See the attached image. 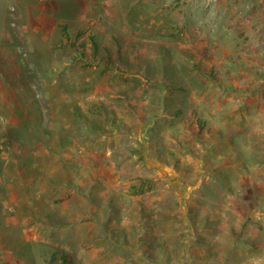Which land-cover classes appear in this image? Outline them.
<instances>
[{
  "label": "rangeland",
  "instance_id": "1",
  "mask_svg": "<svg viewBox=\"0 0 264 264\" xmlns=\"http://www.w3.org/2000/svg\"><path fill=\"white\" fill-rule=\"evenodd\" d=\"M195 93L204 100V137L211 118L234 134L215 151L231 165L215 177L216 218H187V233L174 212L171 236L162 221L158 229L142 221L145 236L132 227L125 240L118 217L96 212L119 214L113 192L98 202L101 183L116 173L78 164L87 154L99 164L106 126L98 117L136 121L143 136L152 118L186 110ZM263 128L264 0H0V264H51L54 253L85 251L89 229L63 209L76 200L83 211V199L110 244L172 246L174 258L192 264H264ZM185 168L182 180L203 177ZM212 228L218 239L200 234Z\"/></svg>",
  "mask_w": 264,
  "mask_h": 264
},
{
  "label": "crops",
  "instance_id": "2",
  "mask_svg": "<svg viewBox=\"0 0 264 264\" xmlns=\"http://www.w3.org/2000/svg\"><path fill=\"white\" fill-rule=\"evenodd\" d=\"M116 87L118 88V86ZM139 88L146 90L147 86H137L136 90L138 91ZM105 90L106 88L101 89V91L106 92ZM157 96L155 94L154 97ZM193 96L195 97L193 98ZM188 98L190 99L189 102ZM100 100H104L106 104L110 105L109 107H112L113 112L115 110L118 114V107L112 106L111 103L114 100L113 96L107 97L105 95ZM193 102L195 103L194 109L191 106ZM185 103L186 110H177L168 115L160 112L159 115L152 118L146 127L149 132L143 134V136V124L136 121L132 122L129 119H124L117 122L104 119L103 116L98 117L99 122L106 126L105 131L99 132L101 134L99 139L100 154L102 155L101 159L98 160L99 164L90 160L91 154L85 155L87 157L83 155L82 163L78 164L82 166L84 171L116 173L112 180H105L101 183L102 188L99 191L101 198L98 202L103 204V199L107 200V192H113L119 203V214L107 213L100 210L99 207L96 212L100 220L103 217L110 219L118 217L113 226L122 231H127L124 234L125 240H130L132 227H135V234H138V238H140V235L145 236V231L141 232L140 230L142 221L149 223V228L154 227L157 229L158 225L155 222L162 221L164 224L160 227L166 231V235L171 236V222L175 217L174 212L178 213L177 219H180L179 222L184 221L181 226L187 233L189 227H183V225H186L187 218L192 219L193 216H202L201 219L207 221L209 218H216L215 205L219 204L218 200L221 199V196L217 198L213 195L216 191L221 193L222 185L215 177L224 172H229L231 165L226 163L229 158L224 160L223 155L215 151L222 140L228 142V139L234 138V134L232 136L228 135L220 122L211 118L206 122L210 130L207 138H205V129L202 126L205 123L202 121L204 120L202 95L192 94L186 98ZM116 112L114 113L116 114ZM249 119L248 124L244 127L247 134H251L252 130L248 131L247 129V125L252 128L250 126L252 125L251 118L249 117ZM109 124H114L115 128L110 127ZM93 129L95 128L93 127ZM96 131L97 129H95ZM260 131L264 134V128ZM70 149L75 152L74 140ZM65 159L69 164L77 162H73L72 153H68ZM190 165L192 171L203 174L201 180L192 181L190 179V181H187L184 180L185 176L182 180L181 173L187 171L188 169L185 167ZM78 181L80 186H85L84 180ZM92 192L93 190L90 194ZM83 200V211L79 210L80 204L76 200L72 201L73 204L70 202L71 207L67 201L63 205V209L72 208L73 213L70 210L68 212L71 215H76V221L82 220L85 229H89L90 235L88 237L90 239H88L92 242L85 246V251L76 250L75 258L68 255V263H63L62 259V255L66 253L59 254V256L54 253V261L51 264L55 262L58 264H192L188 263L189 260L182 255L174 258L172 246L156 247L143 243L142 240H139L136 245L133 243L122 244L119 241L116 244L108 243V236L107 233L104 234L103 224L92 222L94 218L87 210L86 200ZM173 204L176 205L174 211L172 209ZM95 209L97 208L95 207ZM166 222L168 225L165 224ZM55 224L52 223L51 227H56ZM152 224L153 226H151ZM166 228L167 230H165ZM218 233L215 228L200 232L201 235L213 237V240L218 239ZM60 234L62 235V233ZM179 252L188 255L186 253L188 252L187 249L180 247ZM82 259L81 263L79 260ZM199 263L204 264L203 261H199Z\"/></svg>",
  "mask_w": 264,
  "mask_h": 264
},
{
  "label": "trees",
  "instance_id": "3",
  "mask_svg": "<svg viewBox=\"0 0 264 264\" xmlns=\"http://www.w3.org/2000/svg\"><path fill=\"white\" fill-rule=\"evenodd\" d=\"M66 40L68 41V39H66ZM67 258H69L68 255H66V254L62 255L63 263H68Z\"/></svg>",
  "mask_w": 264,
  "mask_h": 264
}]
</instances>
